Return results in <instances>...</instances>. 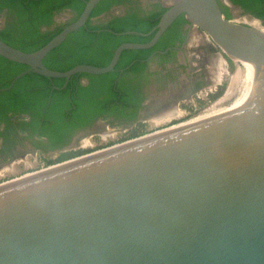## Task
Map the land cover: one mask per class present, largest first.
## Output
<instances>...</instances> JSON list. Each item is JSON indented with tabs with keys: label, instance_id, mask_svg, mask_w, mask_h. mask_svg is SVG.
I'll use <instances>...</instances> for the list:
<instances>
[{
	"label": "water",
	"instance_id": "95a60500",
	"mask_svg": "<svg viewBox=\"0 0 264 264\" xmlns=\"http://www.w3.org/2000/svg\"><path fill=\"white\" fill-rule=\"evenodd\" d=\"M101 1L86 0L76 20L34 52L0 39V56L28 66L0 91L30 72L109 73L123 51L152 48L181 15L224 55L254 65L255 86L209 117L0 183V264H264V30L236 21L235 10L256 17L231 0H155L167 10L149 42L120 44L105 67L47 68V54Z\"/></svg>",
	"mask_w": 264,
	"mask_h": 264
},
{
	"label": "trees",
	"instance_id": "16d2710c",
	"mask_svg": "<svg viewBox=\"0 0 264 264\" xmlns=\"http://www.w3.org/2000/svg\"><path fill=\"white\" fill-rule=\"evenodd\" d=\"M231 1L241 6L245 13L263 20L264 24V0ZM85 5L86 0H0V11L8 9L16 15L10 16L11 20L0 29V39L24 52H34L74 22ZM114 6H124V13L110 15ZM222 8L230 18L228 8ZM66 9L73 10L75 16L57 23L55 14ZM166 10L160 2L144 7L139 0H102L93 9L86 25L70 33L60 46L47 54L43 63L59 72L81 64L108 66L120 44L149 42L155 34L152 30ZM102 14H106L105 19L93 21ZM186 22L184 15L179 16L152 48L123 51L115 69L109 73H78L66 79L30 72L18 79L11 89L0 92V98L6 99L8 109L29 111L30 121H23L21 126L33 127V133L48 136L52 148L63 147L75 130L88 126L97 117L135 120L144 100L148 57L181 41L183 35L179 27ZM174 53L169 50L156 57L163 60ZM1 63L12 66L14 76L28 67L2 56ZM14 76L6 83H0V88L8 87ZM80 77L89 78V83L86 86L79 84L77 79ZM66 153H62V159L70 156Z\"/></svg>",
	"mask_w": 264,
	"mask_h": 264
},
{
	"label": "flooded vegetation",
	"instance_id": "af4514ba",
	"mask_svg": "<svg viewBox=\"0 0 264 264\" xmlns=\"http://www.w3.org/2000/svg\"><path fill=\"white\" fill-rule=\"evenodd\" d=\"M139 1L144 7L152 2H160L155 0ZM114 7L125 11L124 6ZM10 16L16 15L10 13L8 9L0 11V29L4 28L6 23L11 20ZM74 16L75 12L73 10L66 9L55 14V21L57 23L64 22L72 19ZM179 28L183 35L181 41H176L174 46L168 47L165 51L153 52L147 59L145 71L147 79L145 80L143 90L144 100L141 103L135 120L126 121L124 119H115L114 117H97L88 126L75 130L69 142L63 147L52 148L48 136L40 135L37 132L33 133V127L21 126L23 121H30L32 115H30L29 111L22 110L21 108L8 109L9 104L6 99L0 98V118H2L0 119V173H6L11 170L15 163L25 161L27 156H33V153H41L44 157H50L56 153L69 152L71 149L67 147L72 145L75 139L78 140L76 147L81 148L82 140L85 138L81 137L84 133L95 128L100 129L108 124L129 127L133 123L138 122L143 116H146L149 120H155L156 116H160L166 112H177L175 118L169 122L178 116H182L181 102L186 101L191 96L193 97L200 89H204L208 85L211 86L215 83V67L213 66L212 57H218V53L213 46L211 47L210 41L207 40L205 33L200 29L191 28L188 22L182 24ZM42 29L45 30L46 28ZM169 50H174L175 53L167 55L163 60L156 57L158 53L166 54ZM201 53H204V55ZM192 59L197 61V65L193 64ZM208 61L210 66L208 65ZM27 69L28 67L25 70ZM17 75L14 76L12 66L4 63L0 64V83H6L10 77L14 76L13 80ZM77 82L86 86L89 83V78L80 77L77 79ZM72 89L73 87L71 86L69 95ZM161 124L159 123L158 125ZM104 131L106 129L102 130V133ZM79 137L80 139H78Z\"/></svg>",
	"mask_w": 264,
	"mask_h": 264
},
{
	"label": "rangeland",
	"instance_id": "374dc122",
	"mask_svg": "<svg viewBox=\"0 0 264 264\" xmlns=\"http://www.w3.org/2000/svg\"><path fill=\"white\" fill-rule=\"evenodd\" d=\"M249 17L251 16L243 15L237 16L236 19L240 20L241 23L251 27H256L255 23L257 22L259 25L258 27H260V29H264L258 19L255 20L254 24H252L253 22ZM216 51L218 55H221L227 61L225 69H222L221 71L220 82L214 86L208 85L209 87L207 86L204 89H200L194 94L193 97L191 96L186 101H182L180 105L181 111L183 112L182 116H178L176 119L169 122L171 120L170 119L167 123H162L161 125H158L159 123L156 122V120H149L148 118H143V120L137 122V124L132 127H120L115 124H108L104 129L109 130V134L103 135L102 131H100L95 134L84 136L86 138L81 148L76 147L75 149H71V151L66 153H70L68 158L65 157L62 159L61 153L53 154L50 157H44L41 153H33V156H27L25 161L15 163L11 170L7 171L6 173H0V183L20 177L24 175V173H34L41 169L47 168L50 165L120 144L140 136L163 130L173 125L198 120L199 118L205 117L212 112L223 110L232 106L235 104V102L237 103L242 98H244L245 94L247 93V69L239 61L224 55L217 47ZM201 54L204 55V53ZM192 62L193 64L197 65V61L195 59H192ZM208 65L210 66L209 61ZM237 65L241 66L243 77L234 92L227 95L228 88L231 84L232 75L235 73Z\"/></svg>",
	"mask_w": 264,
	"mask_h": 264
},
{
	"label": "bare ground",
	"instance_id": "6f19581e",
	"mask_svg": "<svg viewBox=\"0 0 264 264\" xmlns=\"http://www.w3.org/2000/svg\"><path fill=\"white\" fill-rule=\"evenodd\" d=\"M168 1L170 2L172 0H168ZM235 13H236L235 20L238 21V22H240V20L236 19V17L237 16H243V15H239L238 14V10H235ZM249 18L253 22L252 24H254L256 18H253V17H249ZM255 24H256V27L255 28L260 29V27H258L259 26L258 23L256 22ZM262 30H264V29H262ZM205 35H206L207 40L210 41L211 47L213 46L214 49L216 50V47L217 46L215 47L214 42L211 40L210 36H208L206 33H205ZM207 50H209V49L207 48ZM212 60H213V66L215 67V83L213 85H211V86H214V85H216V84H218L220 82V80H221V71H222V69H225L226 64H227V61L221 55H218V57L217 56L216 57L213 56L212 57ZM234 60H236V59H234ZM237 61H239L241 64H243L246 67V69H247V73H246L247 94L246 95L248 96L249 94H251V92H252V90H253V88L255 86L256 76H257V74H256V68H255L254 65H252L250 63H247V62H244V61H240V60H237ZM242 77H243L242 68H241L240 65H237L236 71L232 75L231 84H230V86L228 88L227 95L230 94V93L232 94L234 92V90L236 89V87L238 86V84L241 82ZM217 112H219V111L212 112L211 114H208V115H206L205 117H202V118L209 117V116H211L213 114H216ZM176 115H177V112L176 111L175 112H166V113H164V114H162L160 116H156L155 117V120L158 123H166L170 119L175 118ZM199 119H201V118H199ZM195 121H197V120H193L191 122H195ZM186 123H189V121L186 122ZM109 133H110V131L106 129V131H104L102 134L103 135H107ZM85 138L82 140V144L85 141ZM29 174H32V173L24 174V175H22L20 177H23V176H26V175H29ZM20 177H17V178H20Z\"/></svg>",
	"mask_w": 264,
	"mask_h": 264
}]
</instances>
